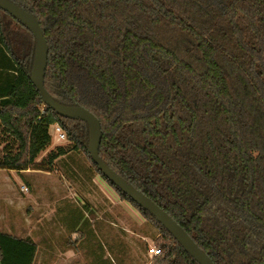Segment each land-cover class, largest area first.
I'll use <instances>...</instances> for the list:
<instances>
[{
	"label": "trees",
	"instance_id": "1",
	"mask_svg": "<svg viewBox=\"0 0 264 264\" xmlns=\"http://www.w3.org/2000/svg\"><path fill=\"white\" fill-rule=\"evenodd\" d=\"M49 46L45 88L101 123L100 157L164 209L215 264H264V0H11ZM33 34L0 9V169L53 172L71 150L158 233L153 264H199L92 161L85 122L57 115L30 79ZM60 125L70 148L52 143ZM0 231V264H34Z\"/></svg>",
	"mask_w": 264,
	"mask_h": 264
},
{
	"label": "rangeland",
	"instance_id": "2",
	"mask_svg": "<svg viewBox=\"0 0 264 264\" xmlns=\"http://www.w3.org/2000/svg\"><path fill=\"white\" fill-rule=\"evenodd\" d=\"M51 129L52 126L50 133H52ZM4 137L0 135V142L6 140ZM4 144H0V156H2ZM58 146L71 149L68 138L62 143H58L52 138L51 145L41 154L37 162L40 163ZM71 164L77 166L76 170L80 171V175H87L82 174L84 171H88L91 178L99 176V174L96 173L86 155L82 151L76 150H71L65 157L57 160L53 172H50L53 173L52 178L60 181V187L62 186L60 191L64 197L70 191L76 192L77 190V194L64 198L67 202L63 201V203L67 205L71 203V205H79L81 208L87 207L89 209L87 211V223L91 224V230L86 235L82 236L80 233L74 237H65L58 234V222L54 225L52 216L54 202L58 199L54 193L52 179L44 180L41 177L37 179L36 186L31 187L21 177L19 178L18 175L21 176V173L8 174L9 172L3 171L5 169H0V178L4 188L0 191V218H4V214L7 212L9 220L11 217L13 218L14 223L11 226L15 236L18 234L20 236L24 229L30 230L31 237L29 238L39 237L40 240L38 239L35 243L38 247L41 244L46 249L48 247L50 250H47L52 258L53 252H56L57 257L62 252L63 257L58 258L57 264H153V257L148 255L147 249L156 245L155 239L159 235L155 227L130 202L123 200L118 192L101 176V180L112 191V195L115 197L114 201L120 204L113 205L111 199L104 203L100 200L101 197L95 193L86 197L78 182H83V179L79 177L80 175L75 174V177H66L68 175L64 170ZM57 170L60 174L55 173ZM6 174L12 178V181H17L16 186L12 181L6 179ZM27 178L25 177V179ZM23 187H27L28 191H23ZM13 191L19 194L18 199H16ZM93 191H95L94 188ZM32 194H35L34 200L31 198ZM13 201L17 202L15 208L11 206ZM3 202H6L8 209H6V204H2ZM82 214L85 217L83 212ZM76 217L78 216L73 214L70 220H66L67 225L73 224ZM4 228V223H0V231L4 232ZM42 239L45 242H42ZM67 252L70 254L69 257L64 255Z\"/></svg>",
	"mask_w": 264,
	"mask_h": 264
},
{
	"label": "water",
	"instance_id": "3",
	"mask_svg": "<svg viewBox=\"0 0 264 264\" xmlns=\"http://www.w3.org/2000/svg\"><path fill=\"white\" fill-rule=\"evenodd\" d=\"M0 9L20 21L35 38V53L30 79L40 93L43 104L57 115L76 121L85 122L89 127V144L87 152L101 173L124 195L135 204L148 211L182 246V248L199 264H215L194 242L190 235L151 198L130 185L118 175L100 157V146L103 138L100 120L88 109L82 106L64 105L53 99L45 88V77L48 67L49 46L42 28L36 17L19 7L11 0H0Z\"/></svg>",
	"mask_w": 264,
	"mask_h": 264
},
{
	"label": "crops",
	"instance_id": "4",
	"mask_svg": "<svg viewBox=\"0 0 264 264\" xmlns=\"http://www.w3.org/2000/svg\"><path fill=\"white\" fill-rule=\"evenodd\" d=\"M76 168H77V166H75V164H71L70 167H66V169L64 170L67 172V175H68L66 177H75V174H79L80 171H77ZM3 171L9 172L8 174H14V173L18 174V172L15 170H3ZM19 173H21V176L18 175L19 178L21 177L25 181V183H27L31 187H35L36 186L35 184L37 183V179H39L41 177L44 180L52 179V183L54 185V187H53L54 193H55V196L58 198L54 202V205H53L54 208H53L52 216H53V220H54V225L57 224V222H58V225H57L58 230L57 231H58V234L60 236L74 237L76 234H80V233L83 236V235H86V233L89 230H91V224L87 223V218H88L87 211L89 210L87 207L81 208V207H79V205L78 206L77 205H71V203H69L67 205V204L63 203V201L67 202L66 199H64V198H67L68 196H72L74 194H77L76 193L77 190H76V192L70 191L66 195V197H64V195L60 191L62 189V186L60 187V181L51 177L53 175V173L36 171V170H27V171H22ZM40 173H42L44 175H38ZM55 173L60 174V172L58 170L55 171ZM82 174H87V175H80L79 174L80 175L79 177L83 179V182L82 181H78V182L80 183V185H81L80 187L82 188L81 190L84 193V195H86V197H89L90 195H92V193H95L97 196L101 197L100 200L104 201V203L108 202V200L111 199L112 200L111 202H113L112 203L113 205L120 204V203H117L116 201H114L115 197H113L114 195H112V191H110V189H108V187H107L108 185L103 180H101L100 175L91 178V175L88 171L87 172L84 171V172H82ZM87 176L90 178H88ZM25 177H28V178L25 179ZM6 179L10 180V182L12 181V178L8 177L7 174H6ZM87 179H88V182H86ZM1 180L2 179L0 178V191H2L4 189L3 188V182ZM12 182L16 186L17 181H12ZM93 188L95 189V191H93ZM13 194L15 195L16 199L19 198L18 193L13 191ZM31 198H32V200H34L35 194H32ZM69 198H71V197H69ZM2 204H6V202H3ZM16 204H17V202L13 201V205H11L12 208L14 206H16ZM121 205H123V203H121ZM7 207H8V205L6 204V209H8ZM21 209H22V207H21ZM90 211H92V210H90ZM82 212L85 214V217H83ZM73 214H76L78 217H76V220L74 221L73 224L69 222L70 224L67 225L66 220H70ZM4 215H5L4 218H2V219L0 218V223L1 224L4 223V225H5V228H4L5 230H3V231L7 234L15 235L14 229L11 226L14 223L13 218L11 217V220H9V216L7 215V212ZM30 234H31L30 230L26 231V229H24L21 232V235L19 236V234H18V236L20 238H29V237H31ZM32 238H33L32 240L34 242H37L39 239V237H37V238L32 237ZM42 242H45V240L42 239ZM47 249L50 250L48 247H47ZM47 249L45 248V246L43 244H41V246L39 245L38 253H37L36 260H35L34 264H57L59 261L58 258L63 257L62 252L60 253V256L58 255V257H57L56 252H53L54 255L52 258L51 254L48 252ZM64 255L68 256V257L70 256V254L68 252L64 253Z\"/></svg>",
	"mask_w": 264,
	"mask_h": 264
},
{
	"label": "built area",
	"instance_id": "5",
	"mask_svg": "<svg viewBox=\"0 0 264 264\" xmlns=\"http://www.w3.org/2000/svg\"><path fill=\"white\" fill-rule=\"evenodd\" d=\"M52 133L51 137L53 138V140H55L58 143H62L64 141H66L67 139V135L66 132L63 130V128L56 124L52 126ZM23 191L27 192L28 188L27 187H23L22 189ZM148 255L155 258L157 256H159L162 253V250L157 248L156 246H153L152 248L147 249Z\"/></svg>",
	"mask_w": 264,
	"mask_h": 264
}]
</instances>
